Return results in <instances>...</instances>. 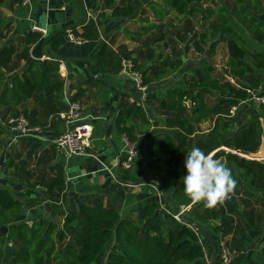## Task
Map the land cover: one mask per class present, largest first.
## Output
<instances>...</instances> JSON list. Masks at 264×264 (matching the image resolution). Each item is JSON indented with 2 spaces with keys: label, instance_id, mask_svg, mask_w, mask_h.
<instances>
[{
  "label": "trees",
  "instance_id": "obj_1",
  "mask_svg": "<svg viewBox=\"0 0 264 264\" xmlns=\"http://www.w3.org/2000/svg\"><path fill=\"white\" fill-rule=\"evenodd\" d=\"M114 1L105 0V5L111 6ZM226 1H234L236 5L230 8ZM22 2L23 0H16V3L13 1L11 8ZM139 2L140 0H133L122 4L115 9V15L131 17ZM149 3L160 19L169 16L171 11L185 14L198 9L195 0H150ZM200 13L204 20L216 19L210 37L207 32L202 34V41L206 37L211 38L205 54H213L224 39L228 50L227 75L235 82H222L221 78L211 74L213 68L209 66L205 76L192 83L195 93L190 89L174 88L167 99L159 103V108L174 114L163 119L165 126L173 131L155 132L162 137L155 143V149L160 155L150 166L155 175H162L167 200L173 206L171 196L176 192L183 203H186V199L191 202L184 194L182 177L187 174L184 165L187 151L193 147H199L226 163L238 182L236 192L245 186L246 190L256 194L264 192V161L247 157L254 156L259 151L261 141L258 138V128L259 123L264 124V103L258 105L249 100L254 93L264 95V89L262 90L259 73L246 59L255 54L260 58V67L264 68V54L245 45L248 36L264 45V8L259 0H221L216 6L203 8ZM154 25L146 28V31L154 29ZM82 29L84 39L94 38V24L88 23ZM2 32L0 31V39L5 35ZM71 32L78 34L76 28H71ZM46 38L40 32L30 29L24 34L22 48H19L14 38L0 45V109L9 110L7 117L21 115L17 107L34 98L38 92L42 93L39 104L44 112L58 113L67 109L60 95L63 80L59 75L58 57L41 60L31 56V47ZM20 53L21 61H25L24 66L17 64L12 71H8L9 65L14 63ZM108 55L105 44L96 53L98 61L93 66L94 74L104 75L108 71ZM123 56L130 58L128 52L123 53ZM121 61L120 57L115 60L119 70ZM147 70L148 68L143 76L148 84ZM89 79L106 84L103 78L90 76ZM70 87L74 89L71 83ZM80 91L83 89H79L73 99H76ZM215 91L220 93V99L215 104H208L207 94ZM148 95V101L155 97L150 92ZM126 96L122 93L115 125L120 134L134 142L137 140L136 126L130 120L134 116L146 119L147 112L142 105L126 102ZM186 101H190L189 106H186ZM243 103L249 105L241 110L237 107L238 111L230 115L232 106L239 105L240 108ZM20 111L35 124V119L27 108ZM211 116L215 117V131L200 134V125ZM146 121L149 124L148 119ZM4 133L0 124V140ZM53 168V177L28 185L33 188L38 185L44 187L46 193L43 197L58 203L65 190V171L60 163H56ZM120 172L123 179L130 181L129 170L120 167ZM164 173L173 178L172 184H167L163 178ZM40 203L41 196L29 201L30 206ZM165 204V201L147 204L140 212V220L135 221L129 216L123 217L114 205L104 206L101 202L88 204L81 201L76 206L58 210L57 215L64 218V225H61L55 218L23 219L28 208L26 202L14 196L8 188H0V230L6 234L9 245V260L5 264H47L49 258L52 264H96L103 256L106 257V264H213L212 257L207 256L201 242L206 237L189 225L193 222L191 218L182 214L183 218L177 220L172 213L164 212V220L162 219L158 211ZM175 209L178 212L179 209ZM202 215L209 220H218L215 231L226 235L230 221L222 211L207 208ZM166 219L169 221L168 226L164 224ZM145 220L147 221L144 222ZM67 231L71 233V240L65 249L57 252L58 244L69 237ZM260 242L263 244L264 254V231ZM230 248L239 251L238 263L244 257V252H240L244 247L234 244ZM3 257L0 249V264L5 262Z\"/></svg>",
  "mask_w": 264,
  "mask_h": 264
},
{
  "label": "crops",
  "instance_id": "obj_2",
  "mask_svg": "<svg viewBox=\"0 0 264 264\" xmlns=\"http://www.w3.org/2000/svg\"><path fill=\"white\" fill-rule=\"evenodd\" d=\"M148 1L140 0L137 3L135 14L131 17L115 15L114 11L122 5L121 3L127 4L133 2V0H115L111 6L105 5V0H32L31 3L26 5L14 4L13 8L0 4V12L4 10V14L0 13V19L7 17L8 21L11 22L10 28L2 32L5 35L0 39V45L6 44L10 38H14L17 45L22 41L19 46V48H22L24 34L31 29L33 24H37L42 27L48 26L49 33L46 37H52L47 43L44 42L45 40H41L34 44L31 47L32 57L40 58L42 56L57 55L65 58H83L78 61L65 60V62L68 68L69 81L74 86L73 90L76 93L79 89H83L76 96V100L81 104L83 114L87 116L84 122L91 125L92 128L91 136L88 139V154L66 158L59 153L53 143L54 139L65 131L64 123L54 116L57 113H52V111L44 112L40 104L32 107L30 102L17 107L18 110L27 108L35 119L34 123L42 128L41 133L34 139H21L10 148H7L4 144V136L7 134L4 133L0 140V188H8L14 196L26 202L28 206L26 214L28 216H23V219L34 220L45 217L52 220L55 218L54 220L57 223L64 225L63 216L57 215L58 210L62 207L68 209L70 206H76L79 202L85 201L88 204L101 202L104 206L114 205L123 217L129 216L138 221L141 217V210L147 204L154 201L161 203L164 201L161 186L158 182H143L142 180L152 176L160 180L162 178L160 174V177L155 175L150 166L151 162L160 155L155 149V143L161 140L162 137L155 132L161 130L173 131L165 126L163 119L174 114L159 108V103L167 99V94L174 88L189 89L187 81L194 76V67L187 68V66L192 60L187 58L184 52L181 56L183 63L176 72H171L170 74L158 73L156 77H150L153 74L149 70V67L154 65V62L144 60L146 64L143 72L148 68L146 76L150 77V92L155 95V100L154 103L152 102L153 104L150 103L152 99L148 101V108H146V119H148L149 124L145 118L143 119L139 116H134L130 120L136 126L137 140L134 142L138 150L135 166L133 165L132 169L129 170L130 181L122 178L119 167V161L124 155V135L117 130L115 120L112 125L110 124L119 101H121L122 93L127 95L125 97L126 102H129L131 97L139 99V93L133 81L128 77L121 76L119 69L113 67L110 57L107 59L108 66L106 68L108 71L104 72V75L96 74L102 76L106 84L90 80L91 63L87 60H92L94 66L98 61L96 53L105 44L108 45L109 56L111 49L117 51L119 46L125 48L124 45H126L128 51L133 49V43H130V34L140 29L138 18L145 9L144 7L151 9L152 6ZM206 1L205 7L214 6L211 4V0ZM5 2H9L12 5L13 0H6ZM259 2L264 8V0H259ZM202 9L198 8V11L200 12ZM172 12H170L169 16H171ZM213 20L215 18L204 21L205 23L208 22L204 29L209 37L213 30V28L210 29L209 24ZM88 23L95 25V35L91 40L85 39V43L80 44L81 47L64 39V35L67 36L68 29L71 30V28H76L78 33L76 36L83 38L82 27ZM214 25L215 23H213L212 27ZM209 37L202 41L206 47L211 43V38ZM56 38H58L57 41H53ZM219 44L222 45L224 42L222 41ZM260 48L264 49L261 46ZM124 51L123 53H125ZM24 64L25 61L22 62V66ZM202 64L205 69L212 66L209 62H201L200 65ZM213 71L214 68L211 69L213 76L221 78L218 72ZM261 71L262 75H259V77L262 81L263 90L264 69ZM229 77L234 83L235 80L231 76ZM247 105L249 103L241 104L238 110ZM207 131H215L214 122L212 126L203 130V132L199 130V133L203 134ZM31 145L34 146L33 153L30 150ZM29 152L33 154L34 160L39 155L43 159L36 161L35 165L31 164L28 169L20 164L22 158L29 156ZM14 155L18 156L20 160L16 159ZM56 163L62 164L65 171V190L58 203L43 197L46 193L44 187L38 185L33 188L28 185L35 181L53 177L55 175L53 166ZM17 166H19V169ZM263 193L261 192V195ZM176 195L177 192L175 195L173 193L171 199H174L173 196L176 197ZM254 195L250 196L256 199ZM39 196H41V203L30 206L29 201ZM248 198L244 196V199ZM242 199V191L240 194L239 191H235V194L226 203L216 208L222 211L230 221V227L226 235L215 231V225L219 222L218 220H209L203 217L202 213L207 209L203 204H194L186 199V203L182 202L178 212H182L184 217L191 218L194 223L201 226L209 235L211 239H202L201 242L205 246L207 256L209 258L212 257V260L218 253L216 242L219 243V241L226 240L230 246L241 244L244 247V250L240 251L241 253L244 252V257L237 263L236 256L235 263L263 264V244L260 240L264 231V218L259 215L264 211L261 210L259 213V207H254L252 203L250 204L247 201L243 202ZM165 205L169 206L168 204ZM158 212L164 220V205ZM164 224L168 226L169 221L166 219ZM238 254L239 251H237Z\"/></svg>",
  "mask_w": 264,
  "mask_h": 264
},
{
  "label": "rangeland",
  "instance_id": "obj_3",
  "mask_svg": "<svg viewBox=\"0 0 264 264\" xmlns=\"http://www.w3.org/2000/svg\"><path fill=\"white\" fill-rule=\"evenodd\" d=\"M5 1L6 0H0V4H3L5 5V7L10 8L11 5L9 4V2H5ZM13 1L14 3H16V0H13ZM220 1L221 0H211V4L215 6ZM226 2L230 8L236 5L234 1H226ZM121 4H124V3H121ZM206 4H207L206 0H197V1L195 0V5L197 6V8L202 9L203 7H205ZM144 8L145 9L143 10L142 14L138 18L140 29H138L137 32L130 34L131 36L130 43L131 42L133 43V46H134L133 49L128 51L126 45H124L125 48L119 46L117 48V51H114L113 49H111L112 51H110V56L108 55V57L111 58V64L113 65V67H116L115 60H117L119 57L125 58L123 56V51L125 50L124 52H128L130 54V58L134 60L136 66L142 72L146 64L144 60L154 62L153 63L154 65H151L149 67L150 68L149 70L153 74V75H150V77L151 76L156 77L158 73L170 74L171 72H176V70H178L179 67L183 63L181 56L185 52V56H187V58H190V60H192L191 63L187 66V68L194 67L193 68L194 76L190 77L189 80L187 81L188 88L192 90V92L194 93L196 92V90L192 86V83H194L197 79L203 78L205 76L206 69L203 67L204 66L203 64L200 65L201 62L211 63V65L214 68L213 72H218V75H220L222 78V82L226 83L228 81L229 82L233 81L229 79L230 77L227 75V71L225 67L227 59H228V50H227V45L224 39H223L224 44L222 45L219 44L213 54L211 55L205 54L207 47L202 42V34L205 32L204 28L208 24V22L206 23L204 22L205 20L202 18V13H200L198 9L192 13L187 12L185 14H179L175 11L173 12L171 11L172 12L171 16H167L164 19H160L156 17L155 13H153L152 7L151 9L148 7H144ZM1 12L2 14H4V10H2ZM215 22H216V19L213 20L211 24H209L210 29L213 28L212 26H213V23ZM153 24H155L154 25L155 28L149 32H146V28L152 26ZM10 26H11V22L8 21L7 17L0 19V31H4L8 29L10 28ZM1 28H3V30H1ZM57 39L58 38L54 39L53 41H57ZM64 39H66L67 42L71 43V41L68 40L66 35H64ZM21 42L22 41H20L18 46H20ZM245 45L249 47L250 49L259 50L260 52L264 54V49L260 48V46L264 48V45L260 44L259 42H257V40L255 41V39H252L249 36L247 37V41L245 42ZM76 46L81 47L80 45H76ZM107 50H108V45H107ZM21 58L22 56L20 53L14 59V63L12 65H9L8 71H12L13 68L17 64L18 65L22 64L23 61H21L22 60ZM246 59L249 63H251L255 67L257 73H260L259 75H262L261 70H263L264 68L260 67V62H261L260 58H258L255 54H252L248 56ZM69 64H71V62H69ZM147 77L150 78L149 76ZM150 83H151V80H149V83L147 84L149 86V91H150V85H149ZM236 84L239 85L238 82H236ZM40 94L42 93L38 92L34 98H32L31 100L27 102H30L32 107H35L36 105L39 104V99H40L39 97L41 96ZM220 97H221L220 93L216 91L211 92V94H208L206 96L207 102L211 104H215V102L218 101ZM154 100L155 99L152 98V101L150 103L152 102L154 103ZM189 104H190V101H187L186 106H189ZM144 107L148 108V102H146ZM237 107L239 109V105ZM17 111L19 112V114H22L20 110L17 109ZM8 115H9V110L7 111V110L0 109L1 119L5 120ZM214 119L215 117L211 116L208 122L203 123L199 127V130L203 132V130L208 129L210 126L213 125ZM2 126L4 127V125ZM4 138H5L4 144L7 146L6 141H7L8 136L5 135ZM258 138L261 141V147L255 156L257 157L259 156L260 158L264 159V124L263 123H259ZM33 148L34 146L31 145L30 150L32 153L34 152ZM14 156L16 159H19L18 156L16 155ZM42 159H43L42 156L39 155V157H37V159L34 160L33 154H30L29 152V156L27 158L21 159L20 165L22 167L25 166L26 168L29 169L31 164L35 165L36 161H39ZM8 162H9V159H8ZM163 178L165 179L167 184L169 185L170 183L172 184L173 178L170 175H168L167 173L166 174L164 173ZM246 189H247L246 186L240 189L243 193V199H242L243 202L247 201L250 204L252 203L254 207L256 206L259 207V213L261 210L264 211V193L263 195H261V192H259L257 193V195H254L256 193L248 192ZM240 190H239V194L241 193ZM250 195L256 196V199L252 198ZM244 196H247L249 198L244 199ZM177 198L178 196L176 195L174 199H171V202L172 204H174L175 208L180 209V206L182 205V201L179 198L178 199ZM164 208L169 209L171 212L174 213V210L171 207L164 205ZM166 209H164V212H168L166 211ZM26 216L28 215L26 214ZM259 216H262V218H264V212L260 213ZM65 230L67 229L65 228ZM67 233L69 237L67 239L62 240L58 244L57 252L65 249L68 243L70 242L71 233L69 231H67ZM0 243H1L0 249L2 250L4 254L3 260L5 261L2 264H5L6 261L9 260V245L6 242V234L4 233L3 230H0ZM47 264H52L51 258L48 259ZM96 264H106V257L103 256Z\"/></svg>",
  "mask_w": 264,
  "mask_h": 264
},
{
  "label": "built area",
  "instance_id": "obj_4",
  "mask_svg": "<svg viewBox=\"0 0 264 264\" xmlns=\"http://www.w3.org/2000/svg\"><path fill=\"white\" fill-rule=\"evenodd\" d=\"M31 1L32 0H23L22 4L26 5L31 3ZM31 30L40 32L43 38H45L49 33L48 26L42 27L37 24H33ZM67 38L69 41L78 45L85 43L84 38L76 36L73 32H71V30H69ZM34 59L44 60L56 58H52L51 56H42L40 58ZM58 60L60 62L59 75L63 80V87L60 91V95L62 100L67 105V109L54 115L55 118L57 117L64 123L65 131L55 138L53 143L56 145L59 153L63 154L66 158L85 156L88 154V139L91 136L92 128L91 125L84 122L87 116L83 114V108L81 104L76 99H73L75 91L70 87L69 73L66 62L64 59ZM119 74L121 76L130 78L139 93V99L131 97L129 98V102L145 106L146 102H148V94L150 92L149 86L144 81L143 72L136 67V64L132 58H122ZM249 101L258 105L262 104L264 103V95L254 93ZM235 111H237V106H232L230 109V115H234ZM0 121V124L4 125V127H2L5 130V134L8 136L6 141L7 148L17 144L21 139H34L42 131L41 126L32 124L30 120L23 114L9 116L5 120L0 118ZM123 143L124 155L119 161V167H121L123 170H131L138 156L137 146L136 143L131 141L126 135L123 136ZM247 157L264 161L263 158L257 157L255 155ZM166 211L172 213L174 218L177 220H181L180 214H182V212L173 213L169 209H166ZM219 245V264H234L237 251L230 248L226 240L220 241ZM208 262L212 263L210 259H208Z\"/></svg>",
  "mask_w": 264,
  "mask_h": 264
},
{
  "label": "clouds",
  "instance_id": "obj_5",
  "mask_svg": "<svg viewBox=\"0 0 264 264\" xmlns=\"http://www.w3.org/2000/svg\"><path fill=\"white\" fill-rule=\"evenodd\" d=\"M184 165L187 174L182 177L183 191L192 203L216 209L235 194L238 182L231 169L201 148L187 151Z\"/></svg>",
  "mask_w": 264,
  "mask_h": 264
},
{
  "label": "water",
  "instance_id": "obj_6",
  "mask_svg": "<svg viewBox=\"0 0 264 264\" xmlns=\"http://www.w3.org/2000/svg\"><path fill=\"white\" fill-rule=\"evenodd\" d=\"M68 30H70V29H68ZM51 37H52V36H48V37L45 39L44 42L47 43V41H49V40L51 39ZM50 56H51L52 58H57V57H58V59H64V60H70V61H78V60L83 59V58H76V57H67V58H65V57L57 56V55H50ZM87 60L91 63V68H90V71H89V72H90V76L95 77V78H99V79L103 78L102 76H100V75H96V74L93 73V71H92V66H93L94 62H93L92 60H89V59H87ZM119 108H120V101H119V104H118V106H117V109H116V111H115V113H114L113 120L111 121V124H110V125H112V124L114 123V120L116 119V116H117V114H118ZM142 181H143V182H150V181L158 182L159 185L161 186V191H162V195H163V199H164V201L169 205V207H171V208L174 210L175 213H179V212L176 211V209L174 208V206L171 205V204L168 202V200H167V196H166L165 185H164V183H163L159 178L152 176V177L145 178V179H143ZM180 217L183 218L182 214H180ZM189 225H192V227H193L194 229H196V230H197L201 235H203L204 237H206V238H210L209 235L205 232V230H204L201 226H199L198 224L192 222V223H190ZM210 239H211V238H210ZM216 246H217V248H218V253H217V255L215 256V258H214V260H213V264H217V263H218V260H219V254H220V245H219L218 242H216Z\"/></svg>",
  "mask_w": 264,
  "mask_h": 264
}]
</instances>
